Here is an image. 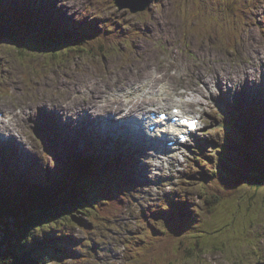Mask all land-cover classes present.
I'll use <instances>...</instances> for the list:
<instances>
[{"label": "rangeland", "instance_id": "1", "mask_svg": "<svg viewBox=\"0 0 264 264\" xmlns=\"http://www.w3.org/2000/svg\"><path fill=\"white\" fill-rule=\"evenodd\" d=\"M104 1L106 3L102 0H53L58 11L53 16L56 20L83 23L96 20L100 31L111 33L114 45L109 56L92 58L75 50L68 57L56 52L54 60H51L49 53L21 54L13 47L12 41L0 39V109L21 111L16 120L23 136L21 138L17 134L18 137L13 138L15 142L10 140L11 144L0 146V153L16 152L21 156L7 163V168L19 171L6 173L4 166L3 178L10 179L14 175L24 178L26 172H31L29 169L32 165H37L40 172L59 178L66 174L69 159L72 158L79 175L78 185L85 190L92 189L96 185L95 179L84 175L92 170L89 167L93 164L85 146L91 152L92 149L97 151L92 152L93 155L97 156L101 151L115 161L119 160L114 158L120 151L117 146L122 145L118 140L126 138L119 136L121 132L119 135L105 136L98 130L94 131L93 127L89 130L87 125H81L79 129L75 124L64 125L60 115L54 116V109L57 105L74 108L73 115L77 113L76 109H80L78 115L82 116L87 108L86 112L93 119L100 117L97 115L100 110L98 105H103L107 114L113 117L111 113L125 111L126 104H130L123 95L130 89H135L139 94L142 91L139 82L144 80H151L149 86L155 89V94L160 83H168L170 89L175 88L176 93L170 91L172 96L186 88L193 89L188 90V94L193 96H174L173 100L166 99L168 101L163 104L158 102V96L146 92L143 93L146 97L136 96L137 99L133 98L132 102L139 99V103L144 101V107L157 102L160 108H169L175 105L174 100L200 101L205 129L198 136L200 142H195L191 148L197 155L196 159L213 160L212 172L220 165L215 148L225 137V120L236 119L234 124L242 129L247 127L248 119L257 122L256 114L248 108L250 98L240 93L242 99L239 100V91L232 87L233 80L246 79V67H264V58L258 56V52L264 50V0H148L147 9L136 14L128 10L118 11L109 3L112 0ZM28 4L32 5V2ZM39 23L45 25L40 20L37 21ZM47 27L51 28L52 25ZM31 30L29 38L38 41L33 37L36 29ZM203 30H209L205 37L197 34ZM232 35H235L234 39H227ZM247 47L254 54V57L249 56L250 59L244 54ZM249 71H255L260 77L250 82L258 84L262 78L264 81V71L253 66ZM216 80L219 84L214 87ZM107 97L108 102L116 105L113 112H110L111 105L103 101ZM209 97L212 99L209 100ZM138 107L141 108V105ZM197 107L192 103L190 109L185 111L194 112ZM235 110L239 113L235 114ZM5 119L3 126L9 129L11 123ZM75 120L76 116L72 121ZM255 126L264 130L260 121ZM138 139H135L137 145L140 143ZM203 140L205 143L201 145ZM261 143L264 144V137ZM99 146H103V149ZM132 146H121L124 151L132 153L134 169L131 171L132 166L129 167L131 172L127 175V181L126 176H116L119 185L116 190L122 192L117 210L112 215L104 201L100 203L101 198H97L93 208L86 206V212H76L85 226L64 227V233L71 238L69 242L74 243L69 250L70 256L77 261L64 260V264H135L134 254L131 253L133 249L151 252L149 245L136 242L145 241L147 230L163 233L176 242L183 239L189 244L196 239L208 246L209 238L210 244L204 253L193 260L185 261L183 255L177 254L166 257L160 263L146 264H264V186L243 185L235 196L221 197L213 211L204 214L203 203H200L198 196L199 181L210 172L206 163L202 166H195L194 160L187 163L186 171L176 181L180 174L178 169L185 168H173L179 163L178 155L170 167L163 166L158 176L153 178L154 160L150 156L143 157L135 149L138 146ZM83 157H87V160L81 164L79 159ZM24 163L26 170L22 166ZM142 164L145 165L144 176L141 173ZM45 176L42 174V178ZM151 180L155 181L153 186L149 185ZM167 195L183 202L185 210L182 220L188 230L185 234L177 225L165 224L161 212L152 215V212L162 208L161 203ZM216 243L221 245L218 250L213 249Z\"/></svg>", "mask_w": 264, "mask_h": 264}, {"label": "trees", "instance_id": "2", "mask_svg": "<svg viewBox=\"0 0 264 264\" xmlns=\"http://www.w3.org/2000/svg\"><path fill=\"white\" fill-rule=\"evenodd\" d=\"M44 9L46 11L45 16L49 18V7L45 6ZM22 19L24 21L21 26L26 29L21 30L26 31V33L23 34L20 31L19 37H15L11 33L12 26L6 21L8 17L0 15V29L6 26L7 33L0 32V36H5L6 39L11 40L13 47L18 49L21 54L41 53L44 50L54 54L57 49V42L61 43L59 51L65 49L71 51L73 46L81 47L87 43L88 39L95 37L89 31L80 29L79 24L65 23L61 26L57 21H54L52 24L55 25L57 32L50 33L48 28L42 30L34 27L36 36H48L51 39L49 46L42 49L30 48L26 45L27 34L33 26L30 23L27 25V19L25 20L23 17ZM89 47L92 49V54L96 56H100L108 50L106 45L98 39L92 40L88 44ZM228 125L232 126L233 124ZM234 138L241 145L239 151L229 152L225 148L224 142L220 143L218 148L220 152L219 162L223 166H229L227 155H231L233 165H230L224 172L217 168V171L209 173L208 177L205 178L207 195L205 200H202L204 214L212 212L213 207L219 204L221 197L235 196L238 193L236 192L238 188L243 185L259 188L264 186V144L261 143V138L255 137L254 139L250 135L249 142L245 143L238 130H236ZM17 171L19 170L16 169L13 173ZM1 174L3 176V173ZM44 175H46L45 178H42V175L37 173L30 182H20L17 177L12 180H1L0 178V264H49L52 261L49 256L52 258L59 256L56 251L59 242L53 235L44 236V232L55 229L56 227L53 225L60 222L77 226V224L82 223V218L77 217L76 212L82 210L86 212V206L93 208L89 202L88 193L76 186L71 174L66 173L63 178L61 176L50 180V175ZM39 179L47 181L46 184H43L44 182ZM201 194H203V190L200 185L198 197ZM161 243H168V245ZM152 244H159V246L141 259L135 260V264L156 261L160 263L167 259L166 257L177 254L183 255L182 258L185 261L190 258L193 260L205 252V249H201L191 254L189 249L182 247L188 244L184 242L174 244L170 239L149 243V245ZM219 246H221L219 243L213 244V249L218 250Z\"/></svg>", "mask_w": 264, "mask_h": 264}, {"label": "bare ground", "instance_id": "3", "mask_svg": "<svg viewBox=\"0 0 264 264\" xmlns=\"http://www.w3.org/2000/svg\"><path fill=\"white\" fill-rule=\"evenodd\" d=\"M41 1H43V2H47V3H49L50 5H51V7L50 6H48L49 7V9H51V10H53L54 11V13L56 14L58 11L55 9V5H54V3H53V0H41ZM35 2V1H34ZM36 3V2H35ZM33 2H32V5L31 4H26V5H23L24 6V8L25 9H30V8H32V6H33ZM37 4V3H36ZM58 6V5H57ZM52 7H53V9H52ZM70 7V6H69ZM72 11V10H71ZM73 12V11H72ZM69 14V13H68ZM59 16H61V15H59ZM64 19H65V17H64ZM69 22H72V23H75L74 21H72V20H69ZM50 26L52 25V23L51 24H49ZM96 29H98L100 26H98V24L97 25H95L94 26ZM97 32H101L100 30H98ZM248 47H250V45H248ZM248 47H247V49H246V53H244L245 55H247L248 56V58H249V56L250 55H254V54H251L252 53V50H249L248 49ZM262 50V49H261ZM264 51V50H263ZM263 51H260V52H258V56L259 57H261V58H264V54H263ZM241 54V53H240ZM244 55V56H245ZM254 57V56H253ZM229 58V57H228ZM250 59V58H249ZM248 60V59H247ZM225 61V60H224ZM260 62H262L263 63V61H260ZM231 63V62H230ZM245 65V64H244ZM252 66L253 67H256L257 68V70H260V67H257V65L255 66V65H251L249 68H252ZM239 68V67H238ZM247 68V67H246ZM264 68V67H263ZM244 69V68H243ZM240 71H242V70H240ZM264 71V70H263ZM250 72H252V71H250ZM249 71H246L245 72V75H246V80L247 81H249V80H251V77L253 78V76H254V74H251ZM232 74V73H231ZM242 74V73H241ZM236 75V74H235ZM235 75H233V77L235 76ZM263 75H264V73H263ZM239 76H240V73H239ZM163 77V76H162ZM231 77V76H230ZM232 77V78H233ZM236 77V76H235ZM160 78V77H159ZM163 79H165V78H163ZM219 79V78H218ZM235 79V78H234ZM156 80H158V79H156ZM166 80V79H165ZM164 80V81H165ZM235 80H237V79H235ZM210 81V80H209ZM207 82V81H206ZM211 82V81H210ZM233 82H234V80H233ZM254 83H256V82H254ZM168 84V83H167ZM167 84H164V85H162V86H160L159 87V90H158V93L156 94L157 96H159V97H161V96H164V100H166V99H168L169 100V93H168V91H169V86H167ZM171 84V83H170ZM235 84V83H234ZM172 86V85H171ZM207 86H208V84H207ZM140 87H141V89L140 90H145V89H148L147 87H146V85H140ZM209 87V86H208ZM212 87V86H211ZM215 87V86H214ZM235 87L240 91L241 89H242V87H245V83H244V81L243 80H239L238 81V85L236 84L235 85ZM228 88V87H227ZM246 88V87H245ZM172 89V88H171ZM215 89V88H214ZM222 89V88H221ZM233 90V89H232ZM231 90V91H232ZM225 91V90H224ZM215 92V91H214ZM238 92V91H237ZM242 92H244V91H242ZM175 93H176V90H175ZM143 94V93H142ZM172 94V93H171ZM177 94H178V92H177ZM237 94V93H236ZM136 95H138L137 93H136V91H135V89H130L126 94H124L123 95V97H124V99L125 100H127L129 103H133L132 102V99L133 98H136ZM150 95H152V94H150ZM190 95V94H189ZM87 96V95H86ZM156 96V97H157ZM190 96H193V95H190ZM189 96V97H190ZM252 96H254V97H257V95L256 94H253ZM144 97H146V96H144ZM143 97V98H144ZM196 97V96H195ZM227 97V96H226ZM197 98V97H196ZM237 98L240 100V99H242V97L240 96V94H238L237 95ZM186 99V98H185ZM189 99V98H188ZM187 99V100H188ZM220 99V98H219ZM173 100V99H172ZM228 100V99H227ZM158 101V100H157ZM161 101V100H160ZM230 101V100H229ZM105 103H109L107 100H105L104 101ZM166 102V101H165ZM190 103L192 104H194V105H197L198 107H201L200 106V104H201V102L200 101H197V100H194V99H192V100H190ZM260 104H263V102L262 101H260L259 102ZM176 107H179V106H176ZM93 109H95V107H92ZM125 109V108H124ZM63 108L62 107H59L58 108V111H57V113L56 114H58V115H60L63 111ZM120 112L121 111H115L113 114H115V115H118V114H120ZM148 112H151V111H148ZM140 114H144V113H140ZM84 115V114H83ZM82 115V116H83ZM98 115V114H97ZM127 115H131V113H128V114H126V109H125V115H123V117H120V120H119V122H116L115 120H113V118L111 119L110 118V116L109 115H106L105 116V119H103V120H100V119H98L97 117L96 118H93V119H91V117L89 116L88 118H86V119H84L83 118V120H85V121H87V123H85V124H93V125H95L96 127H99V128H102V126H100V123H112V124H114V126H112V127H105V128H103V130L101 129L100 130V132L101 133H103V134H105V135H107L108 134V130H111L112 128H115L117 131L119 130L120 132L122 131V129L124 130V134H123V137H125L126 139H129L131 136H132V134H133V132H134V129H142V130H145V128H144V126H143V123L142 122H139V124H137V122H135V123H129V121L125 118ZM79 117H82V116H80V115H78ZM244 116V115H243ZM13 117H15V114H11V115H6V117L5 118H7L8 119V122H10V119H13ZM56 117H57V115H56ZM251 118V117H250ZM12 122V121H11ZM55 126V125H54ZM258 126V125H257ZM9 133H8V135L10 136V139H13V138H16V136H15V132H14V130H13V126L11 125V124H9ZM147 127H148V125H147ZM256 127V126H255ZM4 128H6V126H4ZM263 128V127H262ZM90 130V129H89ZM69 134V133H68ZM102 134V135H103ZM96 137V136H95ZM64 139H67L66 137L64 138ZM108 139V138H107ZM111 139H112V137H111ZM143 140H144V142H143V149H145V147L150 143V140L147 138V137H144L143 138ZM151 140H153V138H151ZM84 142V141H83ZM134 143H138L136 140H134ZM154 142H152V144H153ZM6 144V143H5ZM66 144V143H65ZM115 144V143H114ZM176 144H178V143H176ZM61 145V144H60ZM262 145V144H261ZM1 146V145H0ZM258 146V145H257ZM263 146V145H262ZM70 148V147H69ZM73 148V147H72ZM143 149H139L140 151H142V153H145V151L143 150ZM108 151V150H107ZM160 151H163V152H166V149L165 148H163V149H160ZM262 152V151H261ZM62 153V152H61ZM138 153H140V152H138ZM142 153H140V154H142ZM146 154H148L149 155V153H146ZM143 156V155H142ZM144 157V156H143ZM115 158V157H114ZM160 159V157L159 156H155V161H156V163H157V166L158 167H161L162 166V164H163V160H159ZM144 168H145V165H143L142 164V174H143V176H144ZM37 173H39V174H43L44 172H40V171H38V170H34L33 172H32V175L33 176H35V175H37ZM62 173H63V171H62ZM44 174H46V173H44ZM155 177V175H153V178ZM127 178V175H126V177H125V179ZM148 178H150V176H148ZM127 180V179H126ZM81 182V181H80ZM148 183V182H147ZM80 184V183H79ZM155 184V181L153 182L152 180H151V183H150V185H154ZM179 201V200H178ZM183 226V225H182Z\"/></svg>", "mask_w": 264, "mask_h": 264}, {"label": "water", "instance_id": "4", "mask_svg": "<svg viewBox=\"0 0 264 264\" xmlns=\"http://www.w3.org/2000/svg\"><path fill=\"white\" fill-rule=\"evenodd\" d=\"M117 4H119V2Z\"/></svg>", "mask_w": 264, "mask_h": 264}]
</instances>
